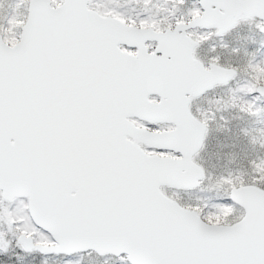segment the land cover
I'll return each instance as SVG.
<instances>
[{
    "label": "snow or ice",
    "instance_id": "snow-or-ice-1",
    "mask_svg": "<svg viewBox=\"0 0 264 264\" xmlns=\"http://www.w3.org/2000/svg\"><path fill=\"white\" fill-rule=\"evenodd\" d=\"M0 264H264V0H0Z\"/></svg>",
    "mask_w": 264,
    "mask_h": 264
}]
</instances>
